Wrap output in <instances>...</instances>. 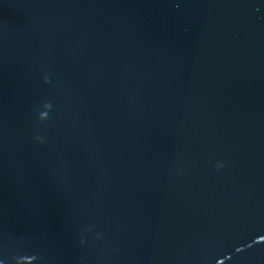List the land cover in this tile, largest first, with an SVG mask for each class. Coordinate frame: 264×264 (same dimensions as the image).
<instances>
[{
	"label": "water",
	"instance_id": "water-1",
	"mask_svg": "<svg viewBox=\"0 0 264 264\" xmlns=\"http://www.w3.org/2000/svg\"><path fill=\"white\" fill-rule=\"evenodd\" d=\"M0 264H264V0H0Z\"/></svg>",
	"mask_w": 264,
	"mask_h": 264
}]
</instances>
